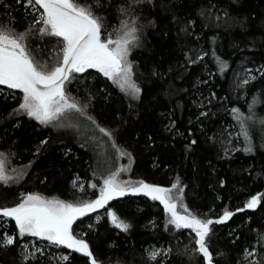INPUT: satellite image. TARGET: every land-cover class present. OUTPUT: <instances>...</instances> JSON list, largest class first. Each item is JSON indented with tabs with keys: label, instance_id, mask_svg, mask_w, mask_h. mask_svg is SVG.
Listing matches in <instances>:
<instances>
[{
	"label": "trees",
	"instance_id": "trees-1",
	"mask_svg": "<svg viewBox=\"0 0 264 264\" xmlns=\"http://www.w3.org/2000/svg\"><path fill=\"white\" fill-rule=\"evenodd\" d=\"M126 2L132 0H99L95 10L108 32L124 19L117 9ZM133 9L141 26L129 56L138 98L89 69L67 85L83 114L74 112L71 126L53 127L17 113L22 94L0 86L6 89L0 90V153L13 177L0 182V207L15 206L30 193L91 201L103 178L124 168L119 179L132 184L171 187L179 181L185 205L201 219L235 213L210 226L206 243L215 264H264V242L258 239L264 235V0H143ZM9 22L24 31L33 15L17 0H3L0 23ZM29 43L38 59L51 64L59 58L56 38L34 34ZM221 62L227 65L223 70ZM249 77L255 79L243 84ZM234 108L245 117L255 114L248 121L251 152L238 135ZM77 178L83 191L73 186ZM258 194L259 205L248 209ZM111 209L131 225L127 232L111 224ZM167 220L159 201L129 194L79 218L73 232L87 241L98 264H206L195 251V233L166 227ZM5 232L17 239L0 248V264H58L60 254H70L67 264H90L88 257L45 240L44 254L25 260L31 236L19 237L10 218L0 224V234ZM153 247L170 252L150 261ZM245 250L256 254L246 260Z\"/></svg>",
	"mask_w": 264,
	"mask_h": 264
},
{
	"label": "snow or ice",
	"instance_id": "snow-or-ice-1",
	"mask_svg": "<svg viewBox=\"0 0 264 264\" xmlns=\"http://www.w3.org/2000/svg\"><path fill=\"white\" fill-rule=\"evenodd\" d=\"M30 10L33 15L32 26L24 31H17L11 22L0 23V86L18 90L22 96L17 113L26 114L44 126L65 127L64 121L70 113L83 114L84 107L70 95L67 85L78 79L77 74H83L89 69H95L104 77L112 81L118 88L138 98L141 89L133 79V62L129 59L132 48L139 40L140 25L137 17L131 15L133 5L143 0H132L118 7L117 11L124 17L119 27L108 32L105 18L95 10L99 0L89 3L88 0H17ZM3 4V0H0ZM6 8L7 5H4ZM35 25H40L36 28ZM113 33H116L115 37ZM39 39L56 38L60 55L53 63L37 58L30 46L33 35ZM227 65L221 62V70ZM246 78L243 84H248ZM257 102L254 98L253 105ZM252 105H250L251 109ZM235 119L239 123V136L248 143L245 151L251 152L248 121L255 116L250 113L247 117L239 109H232ZM264 124V119L260 120ZM105 136L111 133L104 128L99 129ZM43 143H46L44 141ZM194 143V141H193ZM126 153H121L124 155ZM127 169L111 171L103 178L102 186L96 199L91 201L68 202L59 198H47L40 194L30 193L22 197L19 203L12 207H0V220L10 218L14 220L18 236H31L45 240L49 245L63 246L66 249L82 254L90 259V264H98L90 246L84 239L74 235L73 224L81 217L105 208L109 201L125 195L143 194L153 201H159L168 214L167 225L176 230L191 229L198 239L195 250L205 259L206 264H213V255L206 243L213 223H225L235 213L224 210L222 215L212 219H200L192 214L183 204V189L179 181L170 188L150 185L143 181L132 184L119 179L120 173ZM13 177L7 174L4 154L0 153V182L7 183ZM75 187V181L73 182ZM91 188H97L95 183ZM83 186L80 191H83ZM175 191V194H174ZM259 196H253L246 204L248 209H255L260 203ZM178 206L179 209L178 210ZM239 209L238 211H242ZM111 224L127 232L131 225L119 219L114 211H109ZM17 237L0 234V248H7L16 243ZM259 241L264 242V235ZM147 251V250H146ZM170 249L148 252V259L155 261L161 255H167ZM44 254V249L27 250L25 246L24 259H35L36 254ZM255 251L245 250L244 257L254 256ZM70 255V254H69ZM69 255L60 254L56 259L58 264H67ZM249 264H259L249 261Z\"/></svg>",
	"mask_w": 264,
	"mask_h": 264
},
{
	"label": "rangeland",
	"instance_id": "rangeland-1",
	"mask_svg": "<svg viewBox=\"0 0 264 264\" xmlns=\"http://www.w3.org/2000/svg\"><path fill=\"white\" fill-rule=\"evenodd\" d=\"M4 87H6V86H4ZM0 90H6V89H3V88H0ZM74 116H76L75 115V113L73 112V113H70V114H68L67 115V119L64 121V123H65V125L66 126H71L73 123H74V121L75 120H73L74 119ZM65 126V127H66ZM75 183H76V185L80 188L81 186H82V183H81V181H80V179L79 178H77L76 180H75ZM148 184V183H147ZM150 185H153V184H150ZM166 188H170V187H166ZM182 188V187H181ZM183 189V188H182ZM174 194H175V191H174ZM256 196H259L260 197V194H258V195H256ZM110 202V201H109ZM183 204H185L184 203V198H183ZM259 205V204H258ZM257 205V206H258ZM106 208V207H105ZM188 208V207H187ZM104 208H101V209H98V210H103ZM178 210H180L179 209V206H178ZM190 211V210H189ZM191 212V211H190ZM199 218V217H198ZM4 219H7V218H4ZM201 219V218H200ZM2 221L3 220H0V224L2 223ZM211 226V225H210ZM41 241V242H40ZM42 241L43 240H41V239H39V238H37V237H29V238H27V240L25 241L26 242V246H27V250L28 251H32L34 248H40L41 247V245L40 244H42ZM153 248H155V249H157V250H161L162 248L161 247H153ZM152 248V249H153ZM151 249V250H152Z\"/></svg>",
	"mask_w": 264,
	"mask_h": 264
},
{
	"label": "water",
	"instance_id": "water-1",
	"mask_svg": "<svg viewBox=\"0 0 264 264\" xmlns=\"http://www.w3.org/2000/svg\"><path fill=\"white\" fill-rule=\"evenodd\" d=\"M109 211H114L113 209H111V210H109ZM115 212V211H114ZM118 216V215H117ZM108 217H109V219H110V221H111V217L108 215ZM210 250V249H209ZM211 252V251H210ZM213 264H215L214 262H213Z\"/></svg>",
	"mask_w": 264,
	"mask_h": 264
}]
</instances>
